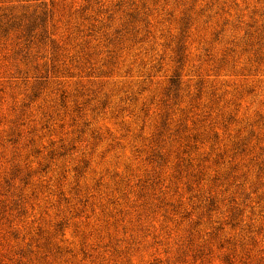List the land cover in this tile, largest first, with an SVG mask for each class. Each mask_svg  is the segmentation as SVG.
I'll list each match as a JSON object with an SVG mask.
<instances>
[{
	"label": "rangeland",
	"instance_id": "374dc122",
	"mask_svg": "<svg viewBox=\"0 0 264 264\" xmlns=\"http://www.w3.org/2000/svg\"><path fill=\"white\" fill-rule=\"evenodd\" d=\"M0 264H264V0H0Z\"/></svg>",
	"mask_w": 264,
	"mask_h": 264
}]
</instances>
